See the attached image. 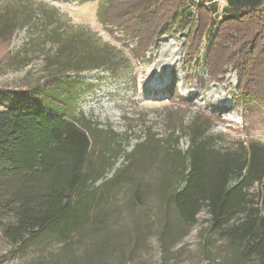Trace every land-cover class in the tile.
Instances as JSON below:
<instances>
[{"label": "trees", "instance_id": "obj_1", "mask_svg": "<svg viewBox=\"0 0 264 264\" xmlns=\"http://www.w3.org/2000/svg\"><path fill=\"white\" fill-rule=\"evenodd\" d=\"M223 1L221 7L219 0H109L102 16L136 38L142 56L167 29L193 25L186 49L189 61L199 62L204 42L202 62L213 78L232 64L238 94L264 103V0ZM24 20L19 17L15 23ZM5 26L1 37L7 41L13 27ZM50 35L59 38L57 28ZM58 45L42 86L0 89V202L13 218L4 227L10 244L26 247L65 237L89 215L102 185L122 178L124 169L105 178L118 156L125 158L127 169L143 160L141 153L161 151L163 252L205 210L209 218L200 233L203 248L209 255L212 248H220L218 264H264V146L249 142L237 150H221L209 134L210 121L195 115L184 127V152L176 135L179 128L171 127L166 140L145 135L127 153L116 133L71 111L66 91L75 82L70 75L100 63L115 65V56L106 48L93 51L79 37L75 43L71 36L59 38ZM96 151L102 158L92 161Z\"/></svg>", "mask_w": 264, "mask_h": 264}, {"label": "rangeland", "instance_id": "obj_2", "mask_svg": "<svg viewBox=\"0 0 264 264\" xmlns=\"http://www.w3.org/2000/svg\"><path fill=\"white\" fill-rule=\"evenodd\" d=\"M108 1L0 0V89L42 86L52 72L59 38L71 36L75 43L79 37L93 51L106 48L117 60L115 65L100 63L78 76L70 75L75 82L66 90L69 108L116 133L127 153L145 135L166 140L171 127L179 128L176 135L184 152L188 147L184 127L195 115L210 121L209 134L221 150H237L249 142L264 146V103L238 94L234 65L214 79L202 62L204 42L199 62L186 57L193 25L167 29L142 56L136 38L103 19ZM219 2L222 7L224 1ZM19 17L25 18L23 25L15 23ZM5 25L13 27L7 41L1 37ZM53 28L59 38L50 35ZM141 157L125 169V158L118 156L105 178L124 169L122 178L102 185L89 215L65 237L13 247L4 235L12 214L0 202V264H218L220 248H212L211 255L203 248L200 233L209 218L205 210L186 235L163 252L159 243L162 153L145 151ZM101 158L99 151L91 153L92 161Z\"/></svg>", "mask_w": 264, "mask_h": 264}]
</instances>
